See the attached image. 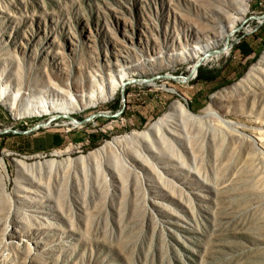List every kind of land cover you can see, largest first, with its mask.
I'll use <instances>...</instances> for the list:
<instances>
[{
	"label": "rangeland",
	"instance_id": "rangeland-1",
	"mask_svg": "<svg viewBox=\"0 0 264 264\" xmlns=\"http://www.w3.org/2000/svg\"><path fill=\"white\" fill-rule=\"evenodd\" d=\"M243 5L0 0V264H264V69L233 90L264 52V0ZM221 7L242 20L197 69L217 79L156 78L191 73L190 46L230 23ZM119 71L144 80L130 103L158 101L147 123L112 116L120 88L70 116L5 104L62 103ZM174 102L193 115L143 137Z\"/></svg>",
	"mask_w": 264,
	"mask_h": 264
},
{
	"label": "bare ground",
	"instance_id": "bare-ground-1",
	"mask_svg": "<svg viewBox=\"0 0 264 264\" xmlns=\"http://www.w3.org/2000/svg\"><path fill=\"white\" fill-rule=\"evenodd\" d=\"M235 2L237 5L236 7L238 8L237 12L239 14L243 15L245 12H247L246 9L242 7L245 0H235ZM231 5H234V4H231ZM225 8L221 7L220 11L222 13H225V15L227 14V16H230L229 18H231V20H228L230 21V23L227 26H224L222 23H220V21H218L213 26V28L215 27L212 31L214 38L210 40L206 39L204 41L197 39V41H195L193 45H191L190 48L188 49L189 50L187 53L188 55L186 54L188 56L187 60H190L192 62L191 65L189 66V71L191 72L190 75H193L195 73L194 65L196 62L201 61V63H206L208 61L214 60L218 58L219 56L227 54L229 52V49L231 47L230 39L233 36V34L236 32V30L238 29V23L242 20V18L239 17V15L238 17H233L234 15L231 16L232 13H229V10ZM261 68L264 69V52L260 56L258 61L248 70L246 76L243 77L238 83L234 85L233 90L234 89L235 90L244 89L248 85H250L251 81L256 77L257 74L260 73ZM131 74H128L123 71H119L117 74H109L108 78L106 79L105 78H102V80L94 79L93 80L94 86L90 87L89 90L83 89L81 92H78V93L73 92V91L65 92V94H67L68 97L66 101L62 103L52 101L50 104L48 103V104H43V105H40V104L36 105L31 100H27V97L25 101L22 102L21 99L18 98L17 93H16L13 101L6 102L5 104L7 105V108L14 115L35 114L36 113V114H41V115H44V114L57 115L58 114L62 116H65V115L70 116L75 111H81L85 109L86 107H88L89 105L95 104L96 102L109 100L110 98H112L116 90L119 89L121 85L127 81H129L130 83L132 82L139 83V82L144 81L143 78H140V79L134 78ZM167 75L169 76L170 74H167ZM149 80L151 79H146L145 82ZM19 102H20V106H19ZM54 115H51L50 118L54 117ZM192 115L193 114H190L180 102H174L171 104L167 114L163 118L159 119L158 122L154 124L149 131L143 132L142 136L145 137V136H150V134L152 135V133L154 131L156 132L160 126L168 124L169 122L173 123L175 119L179 118L177 116H180V117L189 116L190 117ZM69 122H71L74 125H78V120H71ZM47 163H50V162H47ZM6 235L10 238L13 237V234L10 233V231H8Z\"/></svg>",
	"mask_w": 264,
	"mask_h": 264
},
{
	"label": "crops",
	"instance_id": "crops-1",
	"mask_svg": "<svg viewBox=\"0 0 264 264\" xmlns=\"http://www.w3.org/2000/svg\"><path fill=\"white\" fill-rule=\"evenodd\" d=\"M216 74H217L216 78L211 80V81H203V80L195 79V82H196V84H198V83L207 84V83L214 82L218 77V72ZM135 108H137V109H135ZM124 110H125L124 114L128 116V121L131 122L133 125H138V124H142V123H147L150 119H152L153 115L156 112H158L160 109H159L158 101H156L154 99H150L142 107H136L135 104L130 103L129 95H127L126 100H125ZM129 111H131L132 113H129ZM54 145H57V143L54 142L53 139H51V141H49V139H47L45 141V147L44 148L45 149L51 148Z\"/></svg>",
	"mask_w": 264,
	"mask_h": 264
},
{
	"label": "water",
	"instance_id": "water-1",
	"mask_svg": "<svg viewBox=\"0 0 264 264\" xmlns=\"http://www.w3.org/2000/svg\"><path fill=\"white\" fill-rule=\"evenodd\" d=\"M202 63H201V61H198V62H196L195 63V65H194V69H195V73H197V69H198V67L201 65ZM191 74V73H190ZM190 74L189 75H187V76H172V75H158V76H156V78H159V77H165V78H171V79H175V80H177V81H186L189 77H190ZM151 79H153V78H151ZM130 82L129 81H127V82H125V83H123L122 85H121V87H120V92H121V106H120V108L112 115V116H117V115H120V114H122L123 113V111H124V108H125V100H126V96H125V94H124V88H125V86H126V84H129ZM50 121L51 120H49V121H47L46 123H42V124H38V125H36V128H39V127H41V126H46V125H48L49 123H50Z\"/></svg>",
	"mask_w": 264,
	"mask_h": 264
},
{
	"label": "trees",
	"instance_id": "trees-1",
	"mask_svg": "<svg viewBox=\"0 0 264 264\" xmlns=\"http://www.w3.org/2000/svg\"><path fill=\"white\" fill-rule=\"evenodd\" d=\"M217 72H214L212 70H204V69H199L196 75L197 80H203V81H211L216 78Z\"/></svg>",
	"mask_w": 264,
	"mask_h": 264
},
{
	"label": "built area",
	"instance_id": "built-area-1",
	"mask_svg": "<svg viewBox=\"0 0 264 264\" xmlns=\"http://www.w3.org/2000/svg\"><path fill=\"white\" fill-rule=\"evenodd\" d=\"M196 74H197V73H194L193 75H191V78H194V77L196 76ZM191 78H189V79H191ZM186 81H187V80H186ZM118 116H121V114L118 115Z\"/></svg>",
	"mask_w": 264,
	"mask_h": 264
}]
</instances>
